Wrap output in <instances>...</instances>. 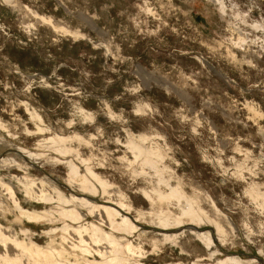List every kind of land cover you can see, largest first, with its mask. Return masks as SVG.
Segmentation results:
<instances>
[{"label": "rangeland", "instance_id": "obj_1", "mask_svg": "<svg viewBox=\"0 0 264 264\" xmlns=\"http://www.w3.org/2000/svg\"><path fill=\"white\" fill-rule=\"evenodd\" d=\"M26 6L82 31L86 39L37 22ZM238 37L244 39L240 44ZM24 101L52 126L49 132H38ZM144 103L149 108L136 114ZM107 104L118 117H109ZM79 107L92 111L94 120L85 121ZM0 118L5 124L0 157H12L15 146L42 154L37 163L18 154L26 170L0 167V178L13 185L25 209L42 211L54 204L26 196L14 176L35 178L37 191L39 180L49 183L51 175L64 193H72L63 184L67 168L60 162L75 155L63 157L37 142L52 132L75 131L90 143L74 140L72 147L83 157L92 153L93 169L135 210H157L160 204L148 201L143 191L154 198L155 189L168 187L124 144L127 130L144 132L151 135L144 144H157L164 153L169 183L179 182L189 195L196 192L208 214L218 216L204 199L208 194L234 229L219 215L226 234L217 240L215 230L201 224V230L213 232L210 249L188 232L176 243L165 241L148 215L138 232L114 234L142 246V264H219L227 256L239 257L238 264H264V206L246 192L251 182L264 189V0H17L16 5L0 0ZM8 197L0 186V224L7 234L22 238L20 228H27L40 244L51 236L58 242L62 221L17 218Z\"/></svg>", "mask_w": 264, "mask_h": 264}, {"label": "bare ground", "instance_id": "obj_2", "mask_svg": "<svg viewBox=\"0 0 264 264\" xmlns=\"http://www.w3.org/2000/svg\"><path fill=\"white\" fill-rule=\"evenodd\" d=\"M1 1L5 5H16L17 0ZM218 2L221 12H224L225 5L221 1ZM23 6L25 7V5ZM26 8L28 9V6H26ZM31 13L37 22L51 26L54 31H60L65 36L67 35L75 39H86V35L82 31L72 29L64 25V23L59 25L51 16L33 11H31ZM91 25L96 29L94 23ZM237 41V43H241L244 39L238 37ZM24 105L30 119L35 123V128H37L38 132H49L52 126L50 127L45 124L42 115L37 109L33 106L30 107L28 102H25ZM144 107L145 109L149 108L148 103L138 105L134 112L136 114H142ZM78 109L82 115H84L85 121H87V119L94 120V115L91 113L92 111L89 112L83 107H79ZM107 109L109 117L115 118V116H117L115 112L110 109L108 104ZM84 117L82 116L83 119ZM72 123L73 121L71 120L67 124ZM4 126L5 124L0 118V127ZM53 129L51 130L55 131ZM32 131L30 133H32ZM89 136L91 137L90 134ZM89 136L87 139L90 138ZM150 136L144 132L135 133L131 130H127L128 139H126L127 142L124 143L133 153L135 160L140 158L151 168L153 174L157 177V182L165 183L168 187L166 192L155 189L154 198L147 194L146 191H143L148 201L151 203L156 201L160 204L157 210L148 212L135 210L126 195L116 190L114 184L110 183L93 169L90 162L91 159L96 158H94L92 153L89 155L90 157H83L79 150L76 149V146L75 148L72 147L74 144L72 145L71 143L74 142V140L75 143L76 140L77 143L84 141L86 143L85 146L90 143L89 140L84 139L79 132L74 131L72 134L52 132L47 137L39 139L37 146L40 149L51 148L60 155H63V157L73 153L78 162L84 166L85 172L81 171L79 168L80 166L74 161V157L66 158L60 162L64 163L67 168L63 184L70 187L72 193L69 195L61 190V182L54 176H48L49 183H46L41 178L39 180L41 187L37 191L33 189L35 178L28 176L17 178L14 176V180L16 178V182L22 187V191L26 196H32L43 202L54 204L51 208H45L42 211L34 208L31 210L25 209L21 203L15 199L13 185L9 182L6 183L0 178V186L2 188L4 187L9 194L8 199L10 198L11 200L13 211L15 210L17 218L27 220L30 223L39 222L43 218L50 221H53V219L62 221L60 222L62 223L61 226L58 227L60 232L58 233V235L60 234L58 237L60 240L58 239V242H56L55 236H51L44 244H40L29 237L28 233L30 230L27 228H20L19 232L24 236L20 238L17 236L18 234L16 232L14 235H11L12 233L10 232V234H7L8 228L0 224V245L4 247V252L0 253V261L3 264H142L138 259L141 256L142 246L139 244L135 245L128 238L117 236L114 233H122L127 236L132 235L143 228V226L139 225V223L141 224L140 220L143 219L144 221V218L148 216L154 220H151L152 223H154L151 228L158 230L155 233L161 235L165 241L176 243L177 238L180 237L182 233L188 232L193 235L195 239H198L203 246L210 249L211 245L214 243L212 236L213 232L211 233L210 229L201 230V224L211 227V229L213 228V230H215L214 233L217 234H214V236H217V240L218 238L223 239L226 234V229L218 216H225L228 228L231 227L234 229L233 223L228 219L225 213L219 210L208 194H205L204 199L206 202H209V207H212L213 211H215L218 216H211L208 214L209 212L200 204V199H202L200 198L201 196H197L196 192L195 195H189L182 189L179 182H176L177 184L175 183V185L169 183L171 176L170 178L169 175L167 176L168 178L165 177V174H167L165 173L167 167L161 162V159L164 157L163 151L157 144L151 145V141H148L151 142L148 143V146L145 145L146 143L144 144V142L149 140ZM149 144L151 146H149ZM5 148L7 149V147ZM14 148L16 153L13 154L12 157H0V167L16 165L26 170L29 168L27 167V162H23L24 164L22 163V165L21 162L19 163L17 161V159H21L19 155L23 158L25 157L26 160H34L35 163H37L35 159L42 155L22 146H15ZM89 148H91V146ZM246 192L264 206V189H262L260 184L251 182ZM197 193L199 192L197 191ZM164 202L171 206L167 205L166 208H164L162 206ZM173 205L174 208H177L176 212L170 209L173 208ZM83 210H85L86 213H84ZM132 211H135L134 216H131ZM88 215L97 218L88 220ZM55 229L54 227L44 232L49 233ZM71 234L74 235V237ZM69 237L71 239L73 238L74 241L68 240ZM66 242H68V244L65 245ZM135 254L138 255L136 256ZM95 255L98 258H96ZM90 256H92V258H90ZM249 261L257 262L256 259H250ZM238 263L239 257L237 256H227L225 259L219 261V264ZM193 264L198 263L196 261Z\"/></svg>", "mask_w": 264, "mask_h": 264}]
</instances>
